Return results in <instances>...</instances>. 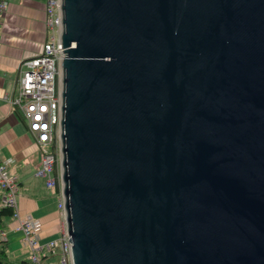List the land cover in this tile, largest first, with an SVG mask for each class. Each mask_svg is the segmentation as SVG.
Masks as SVG:
<instances>
[{"label":"water","instance_id":"water-1","mask_svg":"<svg viewBox=\"0 0 264 264\" xmlns=\"http://www.w3.org/2000/svg\"><path fill=\"white\" fill-rule=\"evenodd\" d=\"M73 264H264V0H60Z\"/></svg>","mask_w":264,"mask_h":264},{"label":"crops","instance_id":"crops-1","mask_svg":"<svg viewBox=\"0 0 264 264\" xmlns=\"http://www.w3.org/2000/svg\"><path fill=\"white\" fill-rule=\"evenodd\" d=\"M46 38L44 0H7L0 22V156L12 160L8 172L17 180L18 212L39 221L40 242L55 239L60 233L57 198L46 188L44 179L34 175L40 151L10 100L17 95L21 62L39 55ZM14 227L15 221L6 219L0 239L6 242L8 260L20 264L28 261L29 250L22 248L21 233Z\"/></svg>","mask_w":264,"mask_h":264},{"label":"built area","instance_id":"built-area-1","mask_svg":"<svg viewBox=\"0 0 264 264\" xmlns=\"http://www.w3.org/2000/svg\"><path fill=\"white\" fill-rule=\"evenodd\" d=\"M59 6L60 0H44L46 42L39 55L21 62L23 70L18 79L17 95L10 100L12 107L26 122L27 130L40 151L34 175L43 178L46 188L57 198V211L61 217V229L57 238L40 242L39 221L19 214L16 201L17 180L8 173L12 160L0 156V207L12 208L10 219L15 221L14 229L21 233L20 241L29 250V264H48L43 262L42 257L54 258V264H73L71 244L64 222L59 165V62L62 56ZM6 8L7 0H0V22Z\"/></svg>","mask_w":264,"mask_h":264},{"label":"trees","instance_id":"trees-1","mask_svg":"<svg viewBox=\"0 0 264 264\" xmlns=\"http://www.w3.org/2000/svg\"><path fill=\"white\" fill-rule=\"evenodd\" d=\"M13 210L9 207H0V230L3 227V222L12 217ZM44 263L54 264V258L42 257ZM0 264H12L7 258V246L5 240L0 239ZM20 264H29L27 260H23Z\"/></svg>","mask_w":264,"mask_h":264},{"label":"rangeland","instance_id":"rangeland-1","mask_svg":"<svg viewBox=\"0 0 264 264\" xmlns=\"http://www.w3.org/2000/svg\"><path fill=\"white\" fill-rule=\"evenodd\" d=\"M8 173H9V172H8ZM22 248H23L24 250H26V251H27V248H26V246H25V247H24V246H22ZM19 260H20V259H19ZM19 260H18V263L20 262Z\"/></svg>","mask_w":264,"mask_h":264}]
</instances>
